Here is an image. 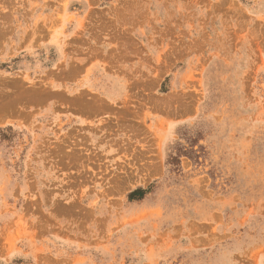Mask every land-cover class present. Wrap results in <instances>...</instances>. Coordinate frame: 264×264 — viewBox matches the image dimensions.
I'll use <instances>...</instances> for the list:
<instances>
[{
    "label": "rangeland",
    "instance_id": "1",
    "mask_svg": "<svg viewBox=\"0 0 264 264\" xmlns=\"http://www.w3.org/2000/svg\"><path fill=\"white\" fill-rule=\"evenodd\" d=\"M261 165L264 0H0V264H264Z\"/></svg>",
    "mask_w": 264,
    "mask_h": 264
},
{
    "label": "crops",
    "instance_id": "2",
    "mask_svg": "<svg viewBox=\"0 0 264 264\" xmlns=\"http://www.w3.org/2000/svg\"><path fill=\"white\" fill-rule=\"evenodd\" d=\"M263 166H264V165H261V167H263ZM262 169H263V168H262ZM229 252L232 253L233 255L239 253V251H238L237 248H235V247L230 248V249H229Z\"/></svg>",
    "mask_w": 264,
    "mask_h": 264
}]
</instances>
